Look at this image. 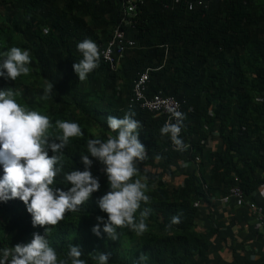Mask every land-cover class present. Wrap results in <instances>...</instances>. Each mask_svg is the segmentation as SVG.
<instances>
[{"label": "trees", "instance_id": "16d2710c", "mask_svg": "<svg viewBox=\"0 0 264 264\" xmlns=\"http://www.w3.org/2000/svg\"><path fill=\"white\" fill-rule=\"evenodd\" d=\"M122 4L0 0V52L16 46L28 49L32 58L27 76L0 79V88L19 92L18 103L48 116L53 125L58 119L79 124L82 135L69 139L63 172L83 170L80 157L87 154L89 138L115 135L107 127L109 116L135 113L146 156L133 179L147 178L149 200L141 203L150 210L146 230L137 235L118 227L115 240L102 231L100 237L92 233L96 217H106L96 202L108 184L104 166L89 157L99 190L56 225L33 226L18 198L0 202V248L27 243L46 228L58 259L66 258L73 244L89 264H95L91 255L97 252L109 253V264H264V257L239 261L226 239L228 260L222 258L225 252L212 259L220 234L214 202L232 187L253 201L264 183V0H142L129 17ZM117 28L122 39L112 48L109 64L100 51ZM86 38L97 44L98 67L79 81L72 65L82 58L76 44ZM129 41L133 45L127 48ZM119 46H126L120 54ZM145 70L147 97L160 93L180 104L183 151L172 149L169 136L160 134L165 115L133 100V81ZM49 83L51 95L42 99ZM54 185L68 187L62 174ZM174 216L178 223H172Z\"/></svg>", "mask_w": 264, "mask_h": 264}, {"label": "clouds", "instance_id": "9594fccd", "mask_svg": "<svg viewBox=\"0 0 264 264\" xmlns=\"http://www.w3.org/2000/svg\"><path fill=\"white\" fill-rule=\"evenodd\" d=\"M121 1L124 12V1ZM124 15L131 16L125 12ZM76 48L82 58L73 63L72 68L78 80L85 81L98 67V47L86 38L78 42ZM31 59L26 48L12 46L0 52V79L7 82L27 76ZM52 90L53 84H47L41 98H48ZM19 95V92L0 88V202L18 198L31 215L33 226L56 225L66 212H78L92 193L99 190V181L90 171L93 161L89 157H92L104 166L108 184V190L96 202L106 217H96L92 233L100 237L102 231L115 240L116 229L126 226L137 235L143 234L150 210L141 208V203L149 200L145 194L147 178L133 179L138 171L137 163L146 156L145 147L138 139L141 125L133 118L135 113H125L122 118L109 116L107 127L115 135L89 138L87 154L80 157L83 170L63 172L64 149L70 138L81 137V127L75 121L59 119L53 125L48 116L18 103ZM168 111L174 122H165L160 134H167L176 150L183 151L187 147L180 138L184 114L172 108ZM61 174L68 185L66 188L54 185V178ZM172 223H178V217L174 216ZM46 232L45 228L43 235L33 233L29 242L18 243L11 249L0 248V264H89L87 259L81 258L84 254L80 246L73 244L69 245L66 258L58 259ZM109 255L97 252L91 255V260L95 264H109Z\"/></svg>", "mask_w": 264, "mask_h": 264}, {"label": "crops", "instance_id": "0c3cea01", "mask_svg": "<svg viewBox=\"0 0 264 264\" xmlns=\"http://www.w3.org/2000/svg\"><path fill=\"white\" fill-rule=\"evenodd\" d=\"M212 144L215 148L220 146L216 140ZM260 173L257 177L261 176ZM261 186L252 198L254 204H260L264 208V187ZM214 204L215 226L219 227L220 234L212 259L217 258V254L220 256V253L225 252L222 258L226 261L231 254L229 249H234L239 261L246 256L250 261L261 260L264 257V227L257 224L253 211L245 207H237L233 202L222 204L215 201ZM224 239L228 243V250L222 246Z\"/></svg>", "mask_w": 264, "mask_h": 264}, {"label": "built area", "instance_id": "2783aa9c", "mask_svg": "<svg viewBox=\"0 0 264 264\" xmlns=\"http://www.w3.org/2000/svg\"><path fill=\"white\" fill-rule=\"evenodd\" d=\"M124 1V12L126 15H131L135 9L137 3H142V0H123ZM190 2H194L196 0H189ZM197 4H200L197 1ZM193 3L188 4V10H191ZM122 39V33L119 30H115L113 33V39L107 44V46L101 51V56L103 60L109 64H113L111 50L115 46V42L117 40ZM132 42H127L126 46H132ZM126 46H119L117 48V53L120 54L123 50H125ZM148 81V70H145L143 73L137 75L136 79L133 81V97L134 101L139 103L140 108L148 110L149 112L155 114H162L165 115V122H174L173 118L171 117L170 112L168 111L169 108L174 110H178L180 112V104L171 97H162L160 93H157L151 97H147L145 95V86L146 82ZM181 135V132H180ZM172 149H176L175 145L172 143ZM199 158L196 157L194 159L195 162H198ZM192 163L186 164L185 167H190ZM264 187V184L261 186ZM222 204L233 202L237 207H245L249 210L253 211V215L255 216V221L259 226L264 227V208L260 205L254 204L251 198H247L244 196L242 190L239 187H232L229 190V193L217 200ZM10 259V257H9Z\"/></svg>", "mask_w": 264, "mask_h": 264}]
</instances>
